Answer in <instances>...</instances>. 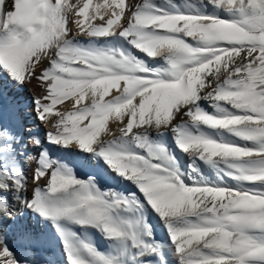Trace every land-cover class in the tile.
I'll list each match as a JSON object with an SVG mask.
<instances>
[{"label": "snow or ice", "instance_id": "obj_1", "mask_svg": "<svg viewBox=\"0 0 264 264\" xmlns=\"http://www.w3.org/2000/svg\"><path fill=\"white\" fill-rule=\"evenodd\" d=\"M0 264H264V0H0Z\"/></svg>", "mask_w": 264, "mask_h": 264}, {"label": "bare ground", "instance_id": "obj_2", "mask_svg": "<svg viewBox=\"0 0 264 264\" xmlns=\"http://www.w3.org/2000/svg\"><path fill=\"white\" fill-rule=\"evenodd\" d=\"M102 0H93V6H95L96 3H100ZM31 87V86H29ZM33 92H39L38 88H33ZM33 92H29L27 89H25L23 92L17 93L14 89L9 90V95L10 96H17L18 98H23L25 100H30ZM68 103V102H66ZM58 107H63V106H58ZM111 126V124H110ZM53 257L54 259L59 260L60 259V249L59 246L57 245L53 251Z\"/></svg>", "mask_w": 264, "mask_h": 264}]
</instances>
